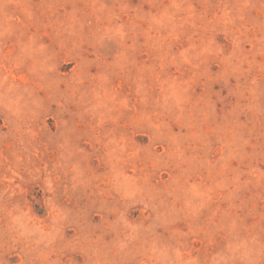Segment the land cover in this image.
<instances>
[{
	"label": "rangeland",
	"instance_id": "1",
	"mask_svg": "<svg viewBox=\"0 0 264 264\" xmlns=\"http://www.w3.org/2000/svg\"><path fill=\"white\" fill-rule=\"evenodd\" d=\"M0 264H264V0H0Z\"/></svg>",
	"mask_w": 264,
	"mask_h": 264
}]
</instances>
